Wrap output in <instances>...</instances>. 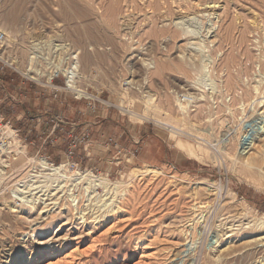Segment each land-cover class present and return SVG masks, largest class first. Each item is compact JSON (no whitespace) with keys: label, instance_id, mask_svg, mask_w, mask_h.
Masks as SVG:
<instances>
[{"label":"rangeland","instance_id":"374dc122","mask_svg":"<svg viewBox=\"0 0 264 264\" xmlns=\"http://www.w3.org/2000/svg\"><path fill=\"white\" fill-rule=\"evenodd\" d=\"M41 2H27L31 11L15 27L9 0H0V31L6 34L0 45V125L18 131L10 155L2 157L8 168L0 183V264H264V240H256L264 236V228L252 223L239 232L237 227L264 218V167L254 176L238 165L264 154V95L251 93L264 79L256 35H248L240 49L237 32L231 48L218 18L224 16L223 8L215 19L197 17L190 27L200 30L194 42L206 41L211 25L215 33L205 43L217 36L220 42L203 45L208 48L199 52L196 65L186 67L178 59L186 41L179 39L172 49L162 44L163 37L139 44L151 24L136 16L135 41L123 29L118 37L135 46L125 48L118 62H90L85 76L77 79L84 92L80 97L55 69L66 67L73 53L81 58V48L73 43L76 34L51 28L44 32ZM123 16L125 12L121 24ZM61 42L68 46L57 48ZM151 44L153 56L169 61L157 74L140 60L142 55L129 62L140 51L147 53ZM32 55L37 57L35 69L44 73L40 80L28 73ZM230 59L236 60L231 66ZM52 72L60 75L50 81ZM230 77L237 82L232 89ZM185 94L195 99L186 120H175L180 131L174 133L159 121L184 118L179 101ZM147 96L154 99L151 104ZM260 98L263 103L257 107L254 102H262ZM179 143L197 149L199 158L189 156ZM145 149L148 155L142 159ZM21 150L25 152L18 154ZM225 152L233 159L227 160ZM31 159H44L51 167L65 165L72 181L57 187ZM76 172H90L93 180L126 189L127 196L119 203L103 188L76 186ZM25 184L39 188L24 195L20 190ZM233 224L238 230L228 233Z\"/></svg>","mask_w":264,"mask_h":264},{"label":"bare ground","instance_id":"6f19581e","mask_svg":"<svg viewBox=\"0 0 264 264\" xmlns=\"http://www.w3.org/2000/svg\"><path fill=\"white\" fill-rule=\"evenodd\" d=\"M30 1H32V0H9V2L11 4L10 5L11 9H10V14H9V17H10L9 20H11L13 26L19 27V25H21L20 24L21 15L25 14V13L28 14L31 11L28 7H26V5H28L27 2H30ZM39 1L40 2L42 1L41 2L42 3L41 8H43L42 30H44V32L49 31L51 28L53 30L57 29L59 32H68V34L70 32H73L76 34L73 43L77 46V48L78 47L81 48V50H82L81 58L78 59V56L73 53V54H71V57H70L71 62L67 63L66 67H62L61 65H58L57 67H55V69H57V71H60L65 75V77L67 79V87L71 90L77 91L76 93H78V95L80 97H81L82 93H84V92L81 89H79V87L77 86V79H81L85 76L84 74H86L88 72V68L91 65L90 62H92V65H94V62H109V61L110 62H118V60L120 59L119 57H120L122 51H124L125 48H129V45L131 44V43L129 44L127 42H123V41L119 40L118 37L121 34L120 33L121 30L123 29L124 32H127L126 35L131 36L132 41L134 40L135 37H134V34L132 33V26L134 25L133 22H135L137 20L136 16H139V17L143 16L145 18V20L148 22V25L151 24V28L149 29V31L144 32V35L139 38V41H137L139 44H143L145 42L144 40H147L149 38H153L154 40H152V43H154L155 41L159 40V38L163 37L164 40H162V44L165 46H171V49H172V48H177V42L179 39L185 40L186 43H185L184 47L182 48L183 50L179 54L178 59H179V62L184 63V65L186 67H190V66L192 67L193 65H196L195 59L197 57L200 58V55L198 56L199 52H204L203 50H206L208 48V47H206L207 45L209 46L211 44H215L217 42L218 36L215 38V40L209 41L208 44L205 43L207 41V39L211 38L212 34L215 33L214 27H212V25H211L208 27V30H207V33L205 36L206 41L200 40L199 42L198 41L194 42L199 38L198 35H199L200 30L198 33H196V31H194L192 29L190 30V27L192 25L191 22L195 21L197 17H200V18L202 17L204 19H209V20L215 19V17L217 16L216 15L217 12L221 8H223L224 16L221 18L220 17H218V18H219L220 24H222L221 25L222 26L221 31L223 33V38H225L224 41H226L227 44L231 48H235V45H236V43L234 42L235 41V34L237 32H240V39H238L239 40V44H238L239 46L238 47L241 49L244 46V44L249 42L248 35L255 34L257 37V40H258V43L255 42L256 43L255 47H257V49H260V53H261L260 57L263 58V61L262 62L260 61V62L263 63L262 66L264 67V0H147V3H143V4L141 3V2H143V0H102V2L100 4L96 3L98 0H84L85 2L83 0H38V2ZM83 2H84V4H83ZM123 3L125 4V6ZM97 5H99V6L97 7ZM125 7H126V10H124ZM124 12H125V17L124 16L123 17H124L125 21L123 24H121L120 21H122V20L120 19V17L124 14ZM160 20H162V22H161L162 26L161 27H159L160 25L157 24V21H160ZM227 21H229V24L227 27L224 28V23H226ZM146 27H147V25H146ZM195 36H196V38L197 37L198 38L196 39ZM57 41L55 39V41H53V42H57ZM219 42L220 41L218 40L217 43H219ZM45 43L48 44V43H50V41H46ZM205 44H206V46H203ZM133 45L134 44L132 42L131 46H133ZM35 46H37V45H35ZM55 46L57 48H60V47L66 48L68 45L62 44V42H61V44H57ZM136 47H134V49ZM213 47H214V45H213ZM153 48H155V47L153 46V44H151V46L148 49L146 48V50L148 51L147 53H142L141 51L139 52L137 50L140 54H137L138 56H135L134 58L132 57V59H130L129 62H135V60L140 55H142L143 58L141 57L140 60L142 62L149 63L148 64L149 69L155 70L156 74L159 73L161 71L162 67L165 65V63L169 62V61L167 59H163L166 56H164V57L160 56L161 58L156 57V55L154 54L155 51L154 52L152 51L154 54V56H153L151 54V50ZM193 53H195V54H193ZM232 57H233V55H232ZM261 58H259V59L261 60ZM36 59H37V57L34 55L29 57V60H28L29 62L27 64L28 73L34 72L36 74L35 79L40 80V78L43 76L44 73H43V70L35 69L34 65H35ZM197 60H198V58H197ZM173 61H175V60H173ZM234 61H236V60L232 59V61H231V59H230V61H229L230 66L232 64H234V63H232ZM82 62H88V63L86 65V64H82ZM200 62H201L202 68H204V69H205V67L207 68V66L204 64L205 62H202L201 60H200ZM153 64H154V67H150ZM179 67H180V65H177V68H179ZM55 73H56V71H55ZM53 76H54V72H52V74L49 77L50 81L53 80ZM55 76H56V74H55ZM30 78H31V76H30ZM32 78H34V77L32 76ZM201 79L202 78H198L196 84H199V83L201 84V82H203V81H201ZM229 79L230 80H227L228 81L227 85L231 89H232V86H234V85L236 87L237 82L236 81L234 82L233 80H231V79H233L231 77ZM236 80H238V78ZM212 88H215V86ZM263 90H264V79L260 78L258 80V82L255 83V86L252 88L251 93L263 96L264 95ZM249 93H250V90H248V95H249ZM147 97H149L148 102L151 104V100H154V99L151 98L150 96H147ZM180 97L182 99L179 101V109H180V112H182V116H184V118L180 119V120L169 119L167 122L159 121V123L161 125L166 126L169 129L171 128L172 132H174V133H177L178 131H180L175 126H173V124H175V120H177L178 123L179 122L183 123L186 120L185 114H187L186 111L188 110V106L195 99V96H193L191 94H185V95H182ZM183 98H184V101H183ZM262 99H264V97H262ZM260 100H261V98H260ZM183 102H187V105H184ZM262 103H263V101L262 102L259 101V103H256V101L254 102L255 105L258 104L257 107H260L262 105ZM129 115H130V113H129ZM134 115H133V117H137V118L141 117V116H138L136 114H134ZM7 131L9 133V136L11 137V139H13L15 141L18 140L15 137L16 135L14 134V132L11 129H7ZM172 135H173V133H172ZM178 146H179V148L181 147V149L186 151V153L189 156H195L196 158L197 157L199 158V155L196 153L197 149L195 150L194 147L192 148V147L185 145L183 143H179ZM12 147H13V145H12ZM202 150L203 149L201 148L200 152H202ZM22 152H25V151L21 150V152H19L18 154H20ZM224 154L227 156V160L229 158L233 159V158H231L230 153L225 152ZM259 156L260 157H258V158L257 157L255 158L252 156L251 158L248 157L247 159L246 158L244 160L242 159L241 163L238 165L240 166V168L243 171L250 172V173L254 174V176H255V174L257 173L256 170L257 169L263 170V167H264V154H261ZM3 159L0 161V165L4 164V166L2 168L0 167V183L3 182V179L4 180L6 179L5 178L6 172L4 169L8 168V166L5 165L6 161ZM13 159H14V156H13ZM234 159L236 160L237 158H234ZM31 161L36 163L37 165H39L38 167H40L41 172L47 173V175L51 179H53L52 183L58 182L57 187L58 186L62 187V183L65 182L66 180H67V182L69 180L72 181V179H71L72 176L68 175L69 169H67V167L63 164L58 166V167H56V166L51 167L48 164V162H46L44 159H41L38 162H35V159H31ZM237 169H239V168H237ZM245 174H247V173H245ZM262 176H264V173ZM35 179H36V177H35ZM61 179H64V181ZM74 182L76 183V186L79 183H84L85 185H87L86 190L103 188L107 192V194H111L112 196H114V198H116L115 200L119 203H120L119 200L124 199L127 196V192H128L126 189L120 190L121 188L119 186L113 187L112 185H110L107 182H104L102 180H95V179L93 180V177L91 176L90 172L89 173H83V174L76 172V174L74 176ZM32 183H36V182L32 181ZM261 184H263V181L258 185H261ZM34 185H32V184L26 185L25 184L24 185L25 188L23 189V191L20 190V193L22 192V194L25 195L28 192L30 193V192H32V190L39 188V186L35 187ZM57 187H55V188H57ZM44 188H48V186L45 185ZM258 188H259V186H258ZM25 190H28V191H25ZM0 193H1V191H0ZM69 197L72 199V202L76 201V198L73 195H70ZM106 206H108V205H106ZM116 206L118 207V209H120L119 205L116 204ZM103 207H104V205H103ZM101 210H102V208H101ZM248 220L250 221V218ZM240 222H243V221H240ZM252 223H254V227H257L258 229L264 228V218L259 219V220L252 219L247 224L246 223L239 224L237 226V227H239L238 228L239 230L237 228L235 229L234 228L235 224H233L231 227H229L230 230L227 232L233 233L234 230H238L239 232H241V231H243V229L250 228ZM245 226H247V227H245ZM256 240L262 241V240H264V236L257 238Z\"/></svg>","mask_w":264,"mask_h":264},{"label":"built area","instance_id":"2783aa9c","mask_svg":"<svg viewBox=\"0 0 264 264\" xmlns=\"http://www.w3.org/2000/svg\"><path fill=\"white\" fill-rule=\"evenodd\" d=\"M6 40V35L0 31V45L3 44ZM60 74L57 73V76L59 77ZM55 77V78H58ZM184 101V98H183ZM9 128H11V126L8 125ZM14 133L16 136H18V131L14 130ZM12 145H13V140L11 139V137L9 136L8 131L6 130L5 126L0 125V160L2 159V157H7L8 155H10L11 149H12ZM18 201H20V199H17Z\"/></svg>","mask_w":264,"mask_h":264},{"label":"crops","instance_id":"0c3cea01","mask_svg":"<svg viewBox=\"0 0 264 264\" xmlns=\"http://www.w3.org/2000/svg\"><path fill=\"white\" fill-rule=\"evenodd\" d=\"M54 83H55V82H54ZM144 146H145V145H144ZM143 148H144V147H143ZM141 153H142V154H140L139 157L142 156V157H141L142 159H143V158H146L145 156L148 155V150L145 149V150H143ZM146 161H150V160H146ZM153 161H154V160H152L151 162H153Z\"/></svg>","mask_w":264,"mask_h":264}]
</instances>
